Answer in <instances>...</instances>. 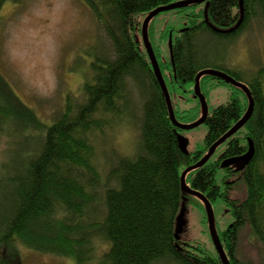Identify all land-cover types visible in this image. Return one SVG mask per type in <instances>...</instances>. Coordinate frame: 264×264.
<instances>
[{"label": "trees", "instance_id": "obj_1", "mask_svg": "<svg viewBox=\"0 0 264 264\" xmlns=\"http://www.w3.org/2000/svg\"><path fill=\"white\" fill-rule=\"evenodd\" d=\"M5 1L0 0V5ZM173 1L86 0L112 41L113 56L95 54L89 67L92 73L82 82L83 98L78 101L68 94L65 107L52 121L41 119L0 73V264H20L25 247L72 257L80 264L93 259L95 264H154L162 258L179 264H223L217 251L185 238L186 231L176 237L183 204L188 207L196 200L203 205L184 191L181 175L244 116L249 98L232 85L230 99L210 109L204 148L191 152L180 147L184 129L170 117L140 37L147 13ZM240 2L206 0L176 9L192 7L191 23L172 31L171 59L160 60L154 46L180 122L196 120L201 104L198 98L196 105L182 110L172 90L195 81L201 69L212 68L200 56L199 35L230 37L252 18L264 21V0H243L239 26L219 30L238 23ZM149 32L153 44L152 21ZM220 70L249 86L254 109L248 121L223 142L217 157L190 171L186 180L212 203L222 197L231 207L233 221L218 231L231 263L242 264L236 256L242 226L249 224L264 245V64L250 75ZM142 75L149 84L144 86L139 149L110 161V170L103 176L97 136L128 105L130 83L144 84ZM208 77L225 82L203 75V93ZM250 142L254 154L244 167L225 164L244 155ZM101 242L106 244L100 250Z\"/></svg>", "mask_w": 264, "mask_h": 264}, {"label": "rangeland", "instance_id": "obj_2", "mask_svg": "<svg viewBox=\"0 0 264 264\" xmlns=\"http://www.w3.org/2000/svg\"><path fill=\"white\" fill-rule=\"evenodd\" d=\"M199 8L197 5L196 9ZM191 9L162 11L153 18L152 40L159 51L160 60L171 59L170 34L190 25L188 12ZM140 17L142 19V15ZM140 37L144 44L141 33ZM111 42L86 0H6L0 5V73L15 94L46 122L60 114L68 94L78 101L83 98L81 87L92 73L90 63L95 54L113 56ZM199 43L200 56L206 61L205 65L216 69H234L250 75L264 64V21L259 17L252 18L230 37L202 33ZM143 47L146 49L145 45ZM140 80L144 84L135 83L134 86L130 83V93L127 95L130 104L123 108L121 115L111 118L110 125L97 136V160L103 176L110 170V161L123 154L132 155L129 151L139 149L137 141L140 140L143 117L144 86L149 84L144 75ZM203 88L210 109L228 101L233 91L232 84L226 81L220 83L217 78L210 77L203 83ZM194 90L195 81L172 90L182 110L197 104L198 97ZM207 131L205 122L184 129L182 136L187 140L188 151L204 148ZM5 146L2 145L3 148ZM224 146L222 143L211 158H216ZM221 175L219 171V182ZM213 208L217 228L223 231L234 219L231 207L219 197L213 201ZM186 217L188 222L183 236L215 252L204 204L192 200L188 204ZM239 237L236 256L240 262L264 264V245L249 224L241 227ZM101 243L100 250L106 244ZM99 252H95L96 257ZM21 253L20 264H80L72 257L27 247ZM95 262L93 259L86 264ZM156 264L179 263L173 258H162Z\"/></svg>", "mask_w": 264, "mask_h": 264}, {"label": "water", "instance_id": "obj_3", "mask_svg": "<svg viewBox=\"0 0 264 264\" xmlns=\"http://www.w3.org/2000/svg\"><path fill=\"white\" fill-rule=\"evenodd\" d=\"M204 1H206V0H176V1H173L169 4L160 5V6L153 8L150 12L147 13V15L143 19L142 26H141V34H142V38L144 40L143 41L144 45L146 46V50L148 52V55H149V58L151 61V65H152L151 68L155 74L157 82L159 83V85H160V87H161V89H162V91L166 97L171 119L180 128H182V129L194 128V127L198 126L199 124L204 123L206 121L208 115H209V106H208V102H207V97L203 93L202 88H201V83H200V78L203 75L217 76L218 78L242 89L247 94V96L249 98V107H248L246 113L244 114V116L229 131H227L214 144H212L200 160H198L195 164L188 165L183 170L182 175H181L182 176V187H183L184 191H186L187 193L194 195V196L198 197L199 199H201L204 206H205L210 233H211L214 245L216 247L217 253H218L219 257L221 258L223 264H232L230 261V256L228 255L227 251L225 250L224 245L222 243V240L220 238V234H219L217 224H216L215 213H214L212 201L204 193H202L201 191H199V190L193 188L192 186H190L189 184H187L186 175L190 171H192L193 169H196V168L202 166L203 164H205L213 156L216 149L225 140H227L230 136H232L235 132H237L248 121V119L250 118V116L253 112V109H254V99H253L251 90L245 82L237 80L235 77H233L231 74H229L228 72H226L224 70H220V69H216V68L201 69L195 77V90H194L196 96L200 100L201 115L196 120H194L192 122H185V123L180 122L175 116L170 91H169V88L167 86L163 71H162L161 66H160V62L158 60V57L156 55L155 49L153 47V44L151 42L150 35H149L150 23L153 20V18L157 14H159L160 12L171 10V9H178L181 7L188 6L189 4H192V3H202ZM240 9H241V17H240L238 23L234 27L227 29V30H233V29L237 28L239 26V24L242 22L243 15H244L243 0H241V2H240ZM212 26L215 28H218V27L214 26L213 24H212ZM219 30L224 31L225 29L219 28ZM171 45H172V34H170V47H171ZM180 147L183 150L188 151L187 140L184 137L180 138ZM253 154H254V146H253V143L250 142L249 150L244 155L235 157L233 159H229L225 162V164H230V163L236 162L237 164H240L241 167H244L250 161ZM186 212H187V207H186V204L184 203L182 206V209L178 215V218H177V228H176V237L177 238L180 237L181 233L184 230L185 225L188 222L187 217H186Z\"/></svg>", "mask_w": 264, "mask_h": 264}, {"label": "bare ground", "instance_id": "obj_4", "mask_svg": "<svg viewBox=\"0 0 264 264\" xmlns=\"http://www.w3.org/2000/svg\"><path fill=\"white\" fill-rule=\"evenodd\" d=\"M228 29H230V28H228ZM224 31H229V30H227V29H225ZM127 104H125V106H126ZM209 113H210V108H209ZM111 116H113V115H111ZM113 117H115V116H113ZM117 117V116H116ZM171 117V116H170ZM196 163V162H195ZM195 163H193V164H195ZM192 165V164H191ZM194 170V169H193ZM186 177H187V175H186ZM187 179V178H186ZM181 182H182V176H181ZM186 182H187V180H186ZM187 184H189L188 182H187ZM190 185V184H189ZM191 186V185H190ZM157 263V262H156ZM156 263H154V264H156Z\"/></svg>", "mask_w": 264, "mask_h": 264}, {"label": "flooded vegetation", "instance_id": "obj_5", "mask_svg": "<svg viewBox=\"0 0 264 264\" xmlns=\"http://www.w3.org/2000/svg\"><path fill=\"white\" fill-rule=\"evenodd\" d=\"M171 34H172V44H173V32H171ZM171 48H172V45H171ZM171 56H172V49H171Z\"/></svg>", "mask_w": 264, "mask_h": 264}, {"label": "clouds", "instance_id": "obj_6", "mask_svg": "<svg viewBox=\"0 0 264 264\" xmlns=\"http://www.w3.org/2000/svg\"><path fill=\"white\" fill-rule=\"evenodd\" d=\"M153 47H154V45H153ZM216 249V248H215ZM217 251V250H216ZM228 253V252H227Z\"/></svg>", "mask_w": 264, "mask_h": 264}]
</instances>
